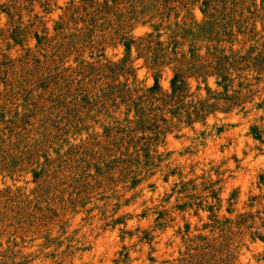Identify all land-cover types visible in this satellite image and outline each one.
I'll return each mask as SVG.
<instances>
[{
    "label": "rangeland",
    "instance_id": "rangeland-1",
    "mask_svg": "<svg viewBox=\"0 0 264 264\" xmlns=\"http://www.w3.org/2000/svg\"><path fill=\"white\" fill-rule=\"evenodd\" d=\"M0 264H264V0H0Z\"/></svg>",
    "mask_w": 264,
    "mask_h": 264
}]
</instances>
